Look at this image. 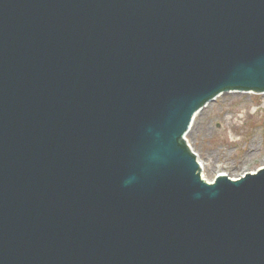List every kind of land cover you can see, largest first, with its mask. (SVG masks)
Masks as SVG:
<instances>
[{"label":"water","instance_id":"obj_1","mask_svg":"<svg viewBox=\"0 0 264 264\" xmlns=\"http://www.w3.org/2000/svg\"><path fill=\"white\" fill-rule=\"evenodd\" d=\"M230 89L264 0H0V264H264V166L207 182L183 139Z\"/></svg>","mask_w":264,"mask_h":264},{"label":"rangeland","instance_id":"obj_2","mask_svg":"<svg viewBox=\"0 0 264 264\" xmlns=\"http://www.w3.org/2000/svg\"><path fill=\"white\" fill-rule=\"evenodd\" d=\"M207 181L237 178L264 165V93L224 92L198 111L185 134Z\"/></svg>","mask_w":264,"mask_h":264},{"label":"bare ground","instance_id":"obj_3","mask_svg":"<svg viewBox=\"0 0 264 264\" xmlns=\"http://www.w3.org/2000/svg\"><path fill=\"white\" fill-rule=\"evenodd\" d=\"M197 159H198V162H199V164H200V166L202 167V168H204V163L202 162V161H200V159L198 158V155H197Z\"/></svg>","mask_w":264,"mask_h":264}]
</instances>
